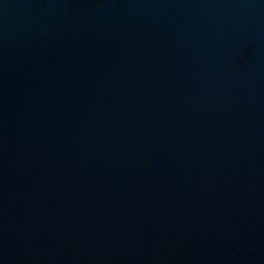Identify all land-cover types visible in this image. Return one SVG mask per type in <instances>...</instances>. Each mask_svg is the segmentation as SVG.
Masks as SVG:
<instances>
[{
  "label": "water",
  "instance_id": "water-1",
  "mask_svg": "<svg viewBox=\"0 0 264 264\" xmlns=\"http://www.w3.org/2000/svg\"><path fill=\"white\" fill-rule=\"evenodd\" d=\"M0 264H264V0H0Z\"/></svg>",
  "mask_w": 264,
  "mask_h": 264
}]
</instances>
